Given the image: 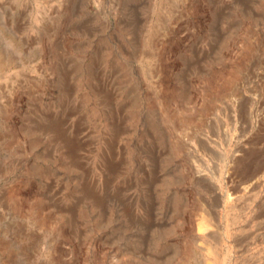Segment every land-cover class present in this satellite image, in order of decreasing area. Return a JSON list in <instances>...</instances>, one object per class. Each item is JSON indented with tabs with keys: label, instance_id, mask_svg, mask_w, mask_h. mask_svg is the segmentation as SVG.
I'll return each mask as SVG.
<instances>
[{
	"label": "rangeland",
	"instance_id": "rangeland-1",
	"mask_svg": "<svg viewBox=\"0 0 264 264\" xmlns=\"http://www.w3.org/2000/svg\"><path fill=\"white\" fill-rule=\"evenodd\" d=\"M0 264H264V0H0Z\"/></svg>",
	"mask_w": 264,
	"mask_h": 264
},
{
	"label": "bare ground",
	"instance_id": "bare-ground-1",
	"mask_svg": "<svg viewBox=\"0 0 264 264\" xmlns=\"http://www.w3.org/2000/svg\"><path fill=\"white\" fill-rule=\"evenodd\" d=\"M73 141V140H72ZM70 143V142H69ZM77 144H78V142H77ZM72 146V145H71ZM248 156V155H247ZM77 158V157H76ZM107 163V162H106ZM247 163V162H246ZM255 169H257V168H255ZM255 171V170H254ZM251 174V173H250ZM89 192V191H88ZM81 195V194H80Z\"/></svg>",
	"mask_w": 264,
	"mask_h": 264
}]
</instances>
